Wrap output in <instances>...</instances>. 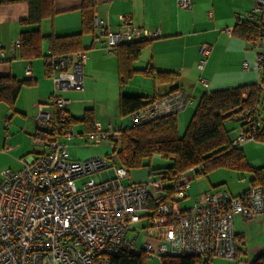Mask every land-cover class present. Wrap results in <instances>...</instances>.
Returning a JSON list of instances; mask_svg holds the SVG:
<instances>
[{
	"label": "built area",
	"instance_id": "1",
	"mask_svg": "<svg viewBox=\"0 0 264 264\" xmlns=\"http://www.w3.org/2000/svg\"><path fill=\"white\" fill-rule=\"evenodd\" d=\"M191 9L192 0H178ZM264 15V0L239 19L252 22ZM123 26L111 31L96 20V42H104L109 53L119 45L151 41L161 36L135 26L129 15H122ZM257 50L256 69L264 90V29L250 38ZM12 57H17L21 39L15 41ZM1 58L6 55L0 44ZM198 63L204 69L210 46L200 48ZM88 55L78 51L45 57L53 90L35 114V151L20 158V167H7L0 181V264H110L123 253L147 258L169 255L198 256L204 264L215 258L234 260L239 245L235 217L250 220L264 214V189L251 186L240 195L217 186L191 195L193 176L201 166L161 174L154 180L132 182L129 170L119 163L117 151L128 126L95 123V130L80 134L94 146L107 145L112 153L83 159L70 157L68 141L79 136L67 110V90L84 88L83 67ZM247 68V62L244 64ZM27 74H31L30 67ZM150 75L152 74L149 73ZM201 81L208 84L205 78ZM193 102L184 90L176 89L159 97L148 96L147 104L130 114V126L178 115ZM240 132L231 140L234 147L255 140L263 133L259 105L232 116ZM89 177L78 187L76 181ZM141 223L140 227L135 224ZM141 235L144 239H141Z\"/></svg>",
	"mask_w": 264,
	"mask_h": 264
},
{
	"label": "crops",
	"instance_id": "2",
	"mask_svg": "<svg viewBox=\"0 0 264 264\" xmlns=\"http://www.w3.org/2000/svg\"><path fill=\"white\" fill-rule=\"evenodd\" d=\"M2 1L4 0H0ZM83 1L55 0L56 14L43 19L39 26L42 34H54L60 37L80 34L83 22L81 10ZM96 1V20L111 31H119L123 26L121 16L129 15L135 26L160 32L161 36L151 40L134 63L135 68L144 72L134 75L126 87L136 83H140L139 86H154L153 89H142L144 93L140 96L147 97L156 94L162 96L173 88L184 90L193 102L178 113V131L180 123L189 124L195 111V106L192 104L196 99L199 101L207 88H210L212 84L225 86L237 84L240 74L244 73L243 70L250 69L251 63L248 59L256 62L257 50L252 49L254 48L252 41L235 32L239 19L254 8L255 0H192L191 9L181 8L178 0ZM28 13L29 6L25 0L0 3V44L6 55V58L2 59L0 52V75H13L19 79L29 77L36 79L34 85L22 89L13 109L5 102H0V181L2 170L7 167L19 168L20 158L35 151L32 138L36 132L37 123L34 117L39 105L49 100L53 90V81L47 74L44 57L33 59L18 55L12 57L14 43L20 38L21 32L37 28V26H26L20 23L28 16ZM96 32L95 25L94 31L81 35V49L88 55L83 67L86 76L84 88L62 92V96L69 100L66 107L73 118L74 130L79 134L71 140L79 139L80 134L87 131L85 124L78 120L83 117L87 109H93L94 122L101 123L103 126L111 122L124 126L131 124L130 115L125 117L120 115L118 100L121 91L130 95L133 93L125 92V87L120 89L117 54L109 53L104 42H96ZM203 44L210 46V53L204 69L200 70L198 63L201 58L200 48ZM42 51L46 55L50 51V45L47 42L43 43ZM246 62L247 68L244 67ZM29 67L31 74L28 75ZM147 70L152 74L146 73ZM161 71L172 72L176 78L170 82L160 83L157 76ZM202 78L208 81L207 85L201 81ZM99 83L109 84L107 95L90 96L89 93L94 91ZM115 85H119L120 90L116 94L113 91ZM198 85L204 87L202 90L204 93L200 92L196 95L193 89L198 90V88L193 87L192 92H188L185 88V86ZM80 124L84 127V132L76 131V127ZM85 142L87 146L75 145L78 148L73 155L70 153L72 159L104 154L99 148L101 145L94 146L86 140ZM241 148L246 156L245 150ZM248 163L250 164L249 161ZM257 168H261L264 177V165ZM129 172L130 183L147 180L143 174L135 176L131 171ZM236 172L241 173L239 176L241 180L232 183L229 189L221 186L222 183H218L220 181H213L209 176L211 172L206 175L208 183H196V178L193 176L190 193L194 195L198 191H207L221 186L233 195H240L253 185L251 180L254 175L246 171V175L243 171ZM148 175H150L149 172ZM235 232L239 245L237 258L234 260L215 258L210 264H216L217 260L221 259L224 262L218 264H252L255 259L264 254V214L250 220H245L240 215L236 216Z\"/></svg>",
	"mask_w": 264,
	"mask_h": 264
},
{
	"label": "trees",
	"instance_id": "3",
	"mask_svg": "<svg viewBox=\"0 0 264 264\" xmlns=\"http://www.w3.org/2000/svg\"><path fill=\"white\" fill-rule=\"evenodd\" d=\"M14 1L18 0H4L0 3ZM25 1L28 3L29 13L20 23L26 26H37V28L21 32L18 56L27 59L37 57L45 59L46 54L42 51L44 42L50 45V50L55 55L82 51V33L95 30L96 0L83 1L81 7L82 32L64 37L54 34L43 35L39 29L43 19L56 14L55 0ZM263 29L264 15L252 22L239 21L235 32L250 39L259 37ZM149 42L145 40L128 42L117 48L121 90L126 87L134 75L144 72V70L135 68L134 63L139 59L143 48ZM157 78L160 83H163L174 80L176 76L172 72L161 71ZM35 83L36 79L32 77L19 79L13 75H0V102H5L13 109L22 89ZM176 89L178 88H173L171 91ZM262 91L259 82H256L205 92L200 97L183 136L179 135L177 115L163 117L137 126H128L123 132L122 143L117 151L119 163L129 171L146 167L149 174L154 176L197 166H201V170H198L196 174L201 175H207L220 168L246 171L254 175L251 180L252 186L260 184L264 189L261 168L248 163L241 146L234 147L231 144L230 129L226 126L227 120L231 119L234 114L257 105L261 99ZM153 97L159 96L156 94ZM147 98V96L130 95L121 91L118 100L120 115L125 117L138 111L147 104ZM78 120L85 124L87 132L95 130L93 109L85 110L83 117ZM257 140L264 142V131ZM156 154L171 159L173 164L164 168L151 167L150 161ZM110 264H147V257L123 253L112 257ZM161 264H204V261L198 256L164 255L161 257ZM252 264H264V254L255 259Z\"/></svg>",
	"mask_w": 264,
	"mask_h": 264
},
{
	"label": "rangeland",
	"instance_id": "4",
	"mask_svg": "<svg viewBox=\"0 0 264 264\" xmlns=\"http://www.w3.org/2000/svg\"><path fill=\"white\" fill-rule=\"evenodd\" d=\"M252 49H254V51H255V48H252ZM248 61H249V63H251L250 69L249 70H243L244 73L240 74V79H239V82H237V84H235L233 86H225L224 84H218V85L212 84V86H210V88H207V90H205V92L206 91L210 92V91L218 90V89H227V88H232V87H236V86L244 85V84H248V83L259 82L260 81V74H259L258 70L255 68L256 62L254 60H251V59H248ZM83 74H84V72H83ZM85 77L86 76L84 74V78ZM139 85H140V83H136V84H133L132 86H127V87H125L124 91L125 92L129 91L130 93H133V95H135V94H139V95L141 94L142 95V93H144L143 92L144 90H142L143 88H149V89L154 88V86H139ZM199 85L198 86H185V88L188 92H192L193 87L198 88V90L193 89V90H195V91H193V93H195L196 95H199L200 92L204 93V91H202L204 89V87L199 86ZM111 89H112V87H111ZM107 90H109V84L99 83L96 85V88L94 89V91H91L89 93V95L90 96H97V97L101 96V97H103V96L107 95V93H106ZM113 91L115 92V94L118 93V91H120L119 85H115V87H113ZM197 103H198V101L196 99L194 101V104H192V106L196 107ZM258 105H259V111L264 117V90L262 91L261 99H260ZM186 125L187 124H185L184 122L179 124V135L180 136H183L185 134V131H186L187 126H188V125L187 126ZM226 126L228 129H230V136L231 137H235L241 130L240 122L233 120V118L227 120ZM233 126L235 127L234 129L232 128ZM83 128L84 127L82 126V124H80L76 127V131L77 132L83 131ZM83 142H85V139L83 136L79 137V139L68 141L69 152L71 153V155H73L75 153V151L77 150L76 149V148H78V147H76L77 145L87 146L86 145L87 143L86 142L83 143ZM90 147H93V146H90ZM241 147H243V149L245 150L247 160L250 162L251 165H253L255 167H259V166L264 165V142L263 141H260L257 139L249 140V141H246ZM99 148H101V150H103L104 154L112 153V150L106 145H101V146H99ZM32 153L28 154L26 156L30 157V155H32ZM172 164H173V161L171 159L164 158V157L160 156L159 154L154 155L150 161V165L153 168L169 167ZM130 171L135 176H138L140 174H143V176L145 175V179H147V180L148 179L149 180L156 179V176L148 175V168H146V167L142 168L141 170H136V171L130 170ZM243 174L246 175L247 173L243 172ZM208 175H209V173H208ZM240 175H241V173H238L236 171H231L228 169L220 168V169H216V170L212 171L209 176L211 177V179L213 181H220L218 183H222L221 186H224L225 188L229 189L231 187L232 183H234V182L237 183V182H239V180H241V179H239ZM194 176L196 178L195 179L196 183H199V184L202 182L208 183V176H206L204 174H202V176H196V175H194ZM88 179H89V177L79 179L76 181V185L78 187H80L83 184V182L87 181ZM134 179H135V177H134ZM130 182L131 181L129 179H123V181H122L123 185H125V186L129 185ZM200 187H202V186H200ZM135 226L138 228L141 226V223H137V224H135ZM141 239L143 240L144 236L141 235ZM217 261L218 262L216 264H218L219 262H222V261L224 262V260H222V259L217 260ZM147 264H161V260L159 259L158 256H154L152 258H147Z\"/></svg>",
	"mask_w": 264,
	"mask_h": 264
}]
</instances>
